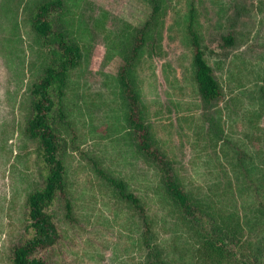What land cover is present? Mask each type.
Returning <instances> with one entry per match:
<instances>
[{"label":"rangeland","instance_id":"1","mask_svg":"<svg viewBox=\"0 0 264 264\" xmlns=\"http://www.w3.org/2000/svg\"><path fill=\"white\" fill-rule=\"evenodd\" d=\"M38 1L0 0V264H9V248L24 229L26 197L42 182L37 143L24 132L29 85L48 62L49 48L30 22ZM63 3L56 20L83 56L70 69L63 95L54 93L66 188L52 207L59 238L45 255L53 264H144L143 216L119 196L110 176L124 179L142 199L150 243L191 264L194 224L167 196L157 164L138 149L119 81L134 34L151 15V0ZM192 9L224 90L215 106L203 104L194 80L187 32ZM160 11L153 23L159 53L142 54L130 77L153 144L184 188L214 209L227 196L217 185H235L236 168L264 167V0H162ZM229 32L235 44L223 47L221 36ZM238 200L242 210L253 199L247 190Z\"/></svg>","mask_w":264,"mask_h":264},{"label":"trees","instance_id":"2","mask_svg":"<svg viewBox=\"0 0 264 264\" xmlns=\"http://www.w3.org/2000/svg\"><path fill=\"white\" fill-rule=\"evenodd\" d=\"M161 1L151 0V15L136 30L131 52L125 57L119 70L121 90L127 102L126 120L130 132L138 149L157 164L167 196L181 216L194 224L193 235L196 240L191 264H264V167L261 168L254 162L240 169L234 167L237 183L233 185L228 179L230 182L227 186L217 185L223 188L227 196L224 200L219 198L212 209L204 198H196L184 188L166 156L152 142L150 126L142 114L141 94L135 88L130 73L142 54L147 52L149 56H153L159 53V39L154 35L153 23L155 21L158 24ZM63 5V0H41L34 3L31 11L32 28L49 48L48 62L28 88L29 107L24 127L25 134L37 143L42 182L26 197L24 229L9 248V264H53L45 252L59 238L52 207L58 196L65 193L66 166L62 158L60 136L53 121L57 105L54 93L57 92L60 97L63 95L70 69L78 66L83 56L78 41L67 34L65 23L60 19L56 20ZM193 20L192 9L187 32L193 53L194 80L203 104L206 107L215 106L224 97V90L206 57L201 36L195 29ZM221 39L223 47L235 44L232 32L223 34ZM253 174L258 175L261 180L257 182L251 178ZM106 178L119 196L143 216V238L147 245L144 264H179L173 257L165 256L157 244L150 243L148 237L152 227L142 199L128 188L124 179L110 176ZM244 190L249 191L253 200L243 205L241 210L238 197H242ZM66 208L67 216H71L70 201L66 202Z\"/></svg>","mask_w":264,"mask_h":264}]
</instances>
